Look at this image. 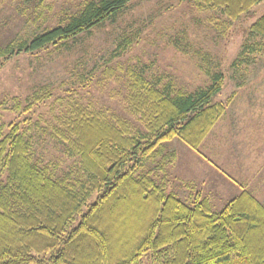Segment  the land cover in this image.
Segmentation results:
<instances>
[{
  "label": "trees",
  "instance_id": "trees-1",
  "mask_svg": "<svg viewBox=\"0 0 264 264\" xmlns=\"http://www.w3.org/2000/svg\"><path fill=\"white\" fill-rule=\"evenodd\" d=\"M192 1L236 20L262 0ZM129 2L86 0L64 22L0 45V67L17 53L68 46ZM246 30L264 38V13ZM123 40L117 50L134 38ZM256 43L246 42L240 55L259 50ZM129 83L125 108L143 128L110 109L65 102L51 134L73 163L60 174L35 157L20 121L0 118V264H264V204L251 192L217 210L199 193L186 202L150 169L140 171L157 156L165 162L174 138L199 151L230 101L215 99L224 74L192 92L157 87L141 74ZM50 94L39 88L22 111Z\"/></svg>",
  "mask_w": 264,
  "mask_h": 264
},
{
  "label": "rangeland",
  "instance_id": "rangeland-1",
  "mask_svg": "<svg viewBox=\"0 0 264 264\" xmlns=\"http://www.w3.org/2000/svg\"><path fill=\"white\" fill-rule=\"evenodd\" d=\"M85 1L0 0V45L32 38L64 22ZM263 13L264 0L236 20L209 8L201 10L192 0H130L124 13L60 50L52 46L35 53L21 52L4 62L0 67V118L20 121L23 129H28L35 157L57 166L60 174L70 168L73 159L64 153L51 131L67 100L110 109L143 128L138 117L125 108L129 82L134 77L141 74L157 87L192 92L209 85L215 72H222L224 87L215 99L230 100L227 108L233 99L236 104L221 117L227 121L239 113L241 125L233 134H223L224 153L234 157L231 164L238 162L240 167L245 157L255 172V183L264 181V38L246 32ZM126 36L134 41L127 49L117 50L119 44L127 42L123 40ZM246 42H257L261 48L240 55ZM41 87L48 88L51 96L35 105L32 112L22 111L27 97ZM18 101L22 103L20 109L16 108ZM212 135L217 132L213 130ZM164 151L169 155L165 162L157 156L140 171L150 169L157 181L165 182L186 202L197 193L201 195L198 187L203 183L189 182L187 173L195 167L200 180L210 181L207 174L211 166L202 153L203 141L196 151L174 138L165 143ZM208 160L221 172L219 164L224 162ZM263 194L258 192L257 196L262 199ZM222 203L215 201L214 207L219 210Z\"/></svg>",
  "mask_w": 264,
  "mask_h": 264
},
{
  "label": "crops",
  "instance_id": "crops-1",
  "mask_svg": "<svg viewBox=\"0 0 264 264\" xmlns=\"http://www.w3.org/2000/svg\"><path fill=\"white\" fill-rule=\"evenodd\" d=\"M233 100L232 102H230L226 112L229 111L232 106H233L232 108H234L236 103H233L234 102ZM223 116L224 114L222 115V117ZM237 116H239V113L237 114L233 113V115L229 116V120L227 121H225L226 119H223L221 117L223 120L221 119V121H217L216 124L211 129V131L209 132V134L203 140V150L204 151L202 153L204 154V156L206 155L208 157L206 158L205 156V160L209 162V163L206 162V164H209L211 166L209 167L208 174H207L209 175L210 181H208L206 178H203L202 180H200L201 178H199L198 175L195 174V171H197L195 167H194V171H191V172L189 171L187 173L189 182L203 183L201 187H198V190L201 192L202 196L210 200L213 206H214L215 201H220L221 203L224 202L222 203V205H225L229 200L238 196L243 190H247L251 192L261 203L263 202L262 200H264V197L261 199V197L259 198V196H257L258 192H260L261 194L264 192V181H260V182L257 181V183H255V179L253 178V175H255V172L253 171L252 166L248 164V161H246V158L243 157L244 161L240 167V164H238V162H236L235 165L231 164L230 161L234 157L233 158L230 156L226 157V154L224 153L225 145L223 141L224 139L222 137L223 134L230 135V134H233L238 128H241V125L237 120ZM231 117H233L234 120H230ZM218 122H220L219 126L217 125ZM217 126L219 129H217ZM213 130L217 132V135H212ZM222 130L224 131L222 132ZM218 131H220V136H218L219 135ZM213 136H216V137L213 138ZM191 158H195L194 155H192ZM236 158H238L239 160V157H236ZM208 159H213L214 161L219 159L221 162H224V164H221V163L219 164L216 161L217 162L216 164H219L222 166L223 171L221 170L220 172V170L218 169V166L213 164ZM178 161H180V155L177 158V161H176L177 164L179 163ZM201 164L203 166V163ZM200 168L202 169V167ZM259 185H260V188H258ZM205 187L209 189L206 190ZM262 187L263 189H261ZM188 188L190 189L192 187L188 186Z\"/></svg>",
  "mask_w": 264,
  "mask_h": 264
}]
</instances>
